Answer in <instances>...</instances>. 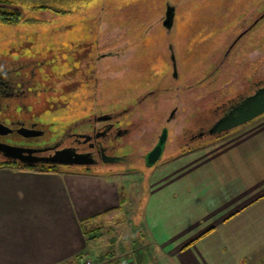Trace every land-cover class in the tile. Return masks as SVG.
I'll return each instance as SVG.
<instances>
[{
    "label": "rangeland",
    "instance_id": "374dc122",
    "mask_svg": "<svg viewBox=\"0 0 264 264\" xmlns=\"http://www.w3.org/2000/svg\"><path fill=\"white\" fill-rule=\"evenodd\" d=\"M167 4L175 8L170 30L162 25ZM1 12H18L20 19L4 20ZM20 64L29 66L17 71L29 79L30 91L10 101L5 113L45 133L33 154L80 153L65 146L70 139L58 145L68 128L86 135L112 122L126 132L105 153L125 162L60 167L123 172L114 177L126 187L128 202L88 226L86 237L98 235L88 241L82 264H171L138 236L143 187L153 167L145 166L143 155L164 126L161 159L227 132L208 130L264 84V0H0V67ZM106 114L111 119L97 120ZM0 160L6 159L0 154Z\"/></svg>",
    "mask_w": 264,
    "mask_h": 264
},
{
    "label": "crops",
    "instance_id": "0c3cea01",
    "mask_svg": "<svg viewBox=\"0 0 264 264\" xmlns=\"http://www.w3.org/2000/svg\"><path fill=\"white\" fill-rule=\"evenodd\" d=\"M156 163L138 236L160 256L171 264L264 258V114ZM118 171L0 167V264H69L85 252L81 220L128 202Z\"/></svg>",
    "mask_w": 264,
    "mask_h": 264
},
{
    "label": "flooded vegetation",
    "instance_id": "af4514ba",
    "mask_svg": "<svg viewBox=\"0 0 264 264\" xmlns=\"http://www.w3.org/2000/svg\"><path fill=\"white\" fill-rule=\"evenodd\" d=\"M27 65L28 64H20L19 67L11 69L0 67V142L12 143L14 146L21 145L20 147L22 148L35 151L38 149V139H41L45 133L37 126L27 124L25 120L19 118L9 120L8 118L11 116L5 113L8 112V110H6V105H8L10 101L22 99L23 95L30 91L27 86L29 79L26 78V75L17 71L28 68L29 66ZM257 88L258 86H256L251 93L242 96L245 97L253 94ZM201 132H203V130ZM84 133L85 132H75L73 129L68 128L63 133L62 138H60L58 145L62 146L65 140L70 139V142L65 146L69 147L72 145L76 147L78 149L77 151L80 153H93L94 164L87 167V169L91 168V166H99V162L105 163L104 158L107 160L105 153L114 150L115 145L113 143L117 138L126 134L125 131L119 129L112 122L106 123L102 129L94 128L92 134L88 133L84 135ZM199 134L200 136L203 135L200 132ZM125 160H127V158L122 160L116 159L113 162H125Z\"/></svg>",
    "mask_w": 264,
    "mask_h": 264
},
{
    "label": "water",
    "instance_id": "95a60500",
    "mask_svg": "<svg viewBox=\"0 0 264 264\" xmlns=\"http://www.w3.org/2000/svg\"><path fill=\"white\" fill-rule=\"evenodd\" d=\"M175 15V8L167 4L162 25L170 30ZM173 76L177 77V65L175 56L170 46ZM264 113V84L258 87L253 94L247 95L231 105L209 128L208 133L219 134L223 131L231 130L239 125L249 122L255 117ZM111 116L101 115L99 121L109 120ZM1 128V125H0ZM168 138V128L164 126L155 144L143 155L146 167H152L159 161L165 151ZM33 150H28L20 146H14L0 142V154L6 160H14L23 164H54L60 166L93 165L94 160L88 153H78L73 148L56 149L54 153L47 156L33 154ZM118 158L104 159L105 162H113Z\"/></svg>",
    "mask_w": 264,
    "mask_h": 264
},
{
    "label": "trees",
    "instance_id": "16d2710c",
    "mask_svg": "<svg viewBox=\"0 0 264 264\" xmlns=\"http://www.w3.org/2000/svg\"><path fill=\"white\" fill-rule=\"evenodd\" d=\"M4 14H8L6 17L4 16ZM1 18L4 20H8V21H17L20 19L19 13L18 12H12V13H8V12H1ZM11 167L14 169H18V170H30V171H38V172H51V173H58L61 172L60 167L58 165H54V164H42V163H38V164H23V163H19L17 161H13V160H0V167ZM87 171V170H84ZM82 170V172H84ZM125 204V202H123V204H121L119 207H123ZM120 209V208H119ZM116 211L111 209V210H107L105 212H102L100 214H97L91 218H86L84 220H81V227L83 230L84 235L86 230L91 231L92 228L88 229V226H91L92 223L94 221H97L99 219H101L103 216L108 215V214H112L115 213ZM98 234H93V235H89L88 237H86L87 242L93 238H95ZM87 253L82 252L80 254L75 255L74 257H72L69 260V264H73L74 260H76V263L74 264H82V258L86 255ZM81 262V263H80ZM107 264H111L107 263Z\"/></svg>",
    "mask_w": 264,
    "mask_h": 264
},
{
    "label": "built area",
    "instance_id": "2783aa9c",
    "mask_svg": "<svg viewBox=\"0 0 264 264\" xmlns=\"http://www.w3.org/2000/svg\"><path fill=\"white\" fill-rule=\"evenodd\" d=\"M85 264H94L91 260H85Z\"/></svg>",
    "mask_w": 264,
    "mask_h": 264
}]
</instances>
